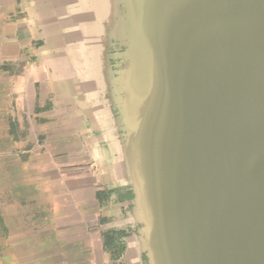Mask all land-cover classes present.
Returning a JSON list of instances; mask_svg holds the SVG:
<instances>
[{"label":"water","instance_id":"obj_1","mask_svg":"<svg viewBox=\"0 0 264 264\" xmlns=\"http://www.w3.org/2000/svg\"><path fill=\"white\" fill-rule=\"evenodd\" d=\"M115 3V35H73L115 112L146 263L264 264V0Z\"/></svg>","mask_w":264,"mask_h":264},{"label":"crops","instance_id":"obj_2","mask_svg":"<svg viewBox=\"0 0 264 264\" xmlns=\"http://www.w3.org/2000/svg\"><path fill=\"white\" fill-rule=\"evenodd\" d=\"M47 7L0 0V247L29 239L30 261L58 247L61 264H147L115 112L73 33L45 27Z\"/></svg>","mask_w":264,"mask_h":264},{"label":"rangeland","instance_id":"obj_3","mask_svg":"<svg viewBox=\"0 0 264 264\" xmlns=\"http://www.w3.org/2000/svg\"><path fill=\"white\" fill-rule=\"evenodd\" d=\"M55 1L57 3L56 8L47 7L46 9L42 10L43 12L46 13V14H43L45 17H48L49 19L52 18L55 20V21L47 22L46 24H44L45 27L49 29V32H52L51 34H53V32H58V28L60 29V27H61V30L67 29L68 31V29H70L71 33H75L74 31H77L76 28L78 27V25H80L81 26L80 30L81 28H83L82 33L85 35H88V38H90V36L96 37V42H99L98 40L99 34H103L104 36L105 35L109 36L114 33L115 35L116 25L114 22L118 21V18H117L118 14L116 12L115 1L106 0L107 3L105 0H102V1L101 0H94V1L85 0V2L81 0H69V1L68 0H63V1L55 0ZM80 2H81V5H80ZM82 2H84L85 4H83ZM98 3H100V7L97 6ZM105 14L106 16H104ZM75 15L77 17H75ZM80 16H82V18ZM100 16H102L101 19H100ZM102 24H104L105 26H102ZM101 27L102 28L105 27V28L102 30ZM94 49H96L97 51V56L95 54L96 51L93 52L96 56L95 59H97V61L100 64V62H102L100 56L102 54L103 47H100L99 45L98 47H95ZM102 67L105 68L104 65L98 66L100 73H102ZM28 240L29 239L27 240H24V239L16 240L15 239L11 245H5L2 248L0 247V257L3 258L4 264H33V263L34 264H45V259L49 256L52 257L53 264H61L58 247H52V250H51L52 253L49 256L46 255V253L44 252L46 248H41L37 252L36 259L34 260L32 257L30 261V254L34 253L35 248L32 246H28L27 248L25 244L28 242ZM42 241L44 242L45 239ZM0 264H2L1 261H0Z\"/></svg>","mask_w":264,"mask_h":264},{"label":"bare ground","instance_id":"obj_4","mask_svg":"<svg viewBox=\"0 0 264 264\" xmlns=\"http://www.w3.org/2000/svg\"><path fill=\"white\" fill-rule=\"evenodd\" d=\"M57 1H63V0H57ZM69 1V0H68ZM81 1H84L85 2V0H81ZM91 1H94V0H91ZM102 1V0H101ZM106 1V0H105ZM113 1H115V0H113ZM65 2V1H64ZM67 2V1H66ZM84 2H82L83 4H85ZM79 3V2H78ZM94 3H96V2H94ZM106 3H107V1H106ZM87 4V3H86ZM101 4H102V2H101ZM80 5H81V2H80ZM97 6H99L100 7V3H98V5ZM86 7H87V5H86ZM82 8V7H81ZM70 9V8H69ZM77 9V8H76ZM79 11H80V9H79ZM78 11V12H79ZM82 11V10H81ZM69 12V11H68ZM75 12V11H74ZM96 12V11H95ZM107 12V11H106ZM116 12H117V10H116ZM73 14V13H72ZM75 14V13H74ZM78 14V13H77ZM81 14H83V13H81ZM85 14V13H84ZM99 14H100V12H99ZM99 14H98V16H99ZM97 16V17H98ZM104 16H106V14L104 15ZM75 17H77L76 15H75ZM78 17H79V15H78ZM81 18H82V16H80ZM86 17V16H85ZM101 17L102 16H100V19H101ZM117 18H118V15H117ZM83 19H85V18H83ZM82 19V20H83ZM70 20V19H69ZM108 20V19H107ZM105 21V20H104ZM115 23V25H116V31H117V26L120 24V21H116V22H114ZM69 24V23H68ZM68 24H66V25H68ZM74 24V23H73ZM112 25V24H111ZM68 27V26H67ZM77 29V28H76ZM55 31V30H54ZM97 56V55H96ZM104 69V70H103ZM105 69H106V66H105V68H103L102 67V72L103 71H105ZM77 74V73H76ZM76 76V75H75ZM92 85V84H91ZM74 86V85H73ZM91 96V95H90ZM2 177V176H1Z\"/></svg>","mask_w":264,"mask_h":264}]
</instances>
